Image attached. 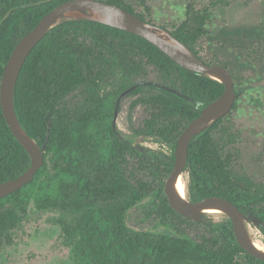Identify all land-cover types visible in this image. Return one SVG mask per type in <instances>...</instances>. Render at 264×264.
<instances>
[{
	"label": "trees",
	"instance_id": "16d2710c",
	"mask_svg": "<svg viewBox=\"0 0 264 264\" xmlns=\"http://www.w3.org/2000/svg\"><path fill=\"white\" fill-rule=\"evenodd\" d=\"M66 1L0 0V89L16 44ZM104 1L151 22L127 0ZM231 3L210 0L201 9L189 4L172 32L207 63L224 65L201 50L214 9ZM136 84L121 101L131 100L130 114L137 112L136 120L129 115L132 132L172 145L171 154L135 145L114 126L117 99ZM235 89L233 110L242 94L236 83ZM224 90L220 80L182 67L136 34L88 19H63L33 49L16 86L18 117L39 145H46L45 161L32 181L0 199V248L13 243L12 229L33 205L77 216L64 227L73 264H264L238 242L229 216L216 221L206 212L202 220H192L175 210L165 193L180 134ZM232 111L192 140L187 195L191 201L232 200L262 220L253 224L264 234V183L236 164V133L225 123ZM30 165L29 152L5 118L0 93V183ZM147 201L173 233L130 227L129 214Z\"/></svg>",
	"mask_w": 264,
	"mask_h": 264
},
{
	"label": "rangeland",
	"instance_id": "374dc122",
	"mask_svg": "<svg viewBox=\"0 0 264 264\" xmlns=\"http://www.w3.org/2000/svg\"><path fill=\"white\" fill-rule=\"evenodd\" d=\"M127 1L151 24L172 32L185 19L189 4L201 9L210 0ZM209 30L202 55L208 60L218 59L233 70L235 83L242 93L237 100V109L225 121L236 133V148L233 149L236 164L253 181L264 183V0H232L229 6L214 9ZM121 101L122 98L116 129L135 145L171 154L172 145L151 138L142 139L132 132L129 115L136 120L137 112L130 114L131 100ZM182 179L188 192L187 174L184 173ZM152 203L144 202L131 211L130 227L173 233L153 213ZM208 213L209 218L216 221L227 216L223 212ZM76 217L58 210H38L32 205L23 220L12 229L13 243L0 248V264H73V248L66 242L64 227ZM248 231L255 242L264 245V234L256 225L248 223Z\"/></svg>",
	"mask_w": 264,
	"mask_h": 264
},
{
	"label": "water",
	"instance_id": "95a60500",
	"mask_svg": "<svg viewBox=\"0 0 264 264\" xmlns=\"http://www.w3.org/2000/svg\"><path fill=\"white\" fill-rule=\"evenodd\" d=\"M73 18L97 21L136 34L160 48L182 67L193 72L209 75L225 84L223 94L204 106L200 115L192 120L180 134L175 148V165L166 181L165 193L171 206L192 220H202L203 214L208 212L209 209L225 213L233 222L234 231L241 246L254 257L264 260V250L256 245L248 231V223H263L258 216L247 215L237 204L225 197L211 196L199 201H191L188 198L187 191L185 195H181L176 187L178 179L186 171L192 140L211 123L229 114L234 108L237 93L232 72L224 65L209 64L201 59L173 32L145 21L125 7L104 0H68L61 3L48 12L30 32L20 39L13 49L3 72L0 89L1 103L9 127L31 156V165L18 177L0 183V199L18 191L32 181L45 161L46 145H39L26 131L16 111L15 91L20 73L33 49L47 33L63 19ZM149 83L151 82H141L140 84L147 85ZM138 86L139 84H136L124 91L119 101ZM161 87L177 93L173 88ZM180 95L184 96L182 93ZM119 101L114 117L115 127L119 114Z\"/></svg>",
	"mask_w": 264,
	"mask_h": 264
},
{
	"label": "bare ground",
	"instance_id": "6f19581e",
	"mask_svg": "<svg viewBox=\"0 0 264 264\" xmlns=\"http://www.w3.org/2000/svg\"><path fill=\"white\" fill-rule=\"evenodd\" d=\"M177 190L181 195H185L186 194V187H185V183L182 179V177H180L177 181L176 184ZM218 210L215 209H209L208 212L213 213V212H217ZM256 245L260 248L264 250V245L259 244L258 242H256Z\"/></svg>",
	"mask_w": 264,
	"mask_h": 264
}]
</instances>
